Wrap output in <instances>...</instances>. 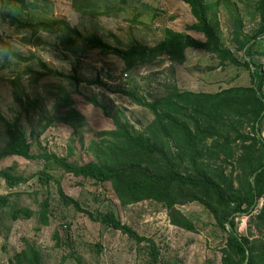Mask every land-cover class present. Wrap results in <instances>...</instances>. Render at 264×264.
<instances>
[{
    "label": "rangeland",
    "instance_id": "1",
    "mask_svg": "<svg viewBox=\"0 0 264 264\" xmlns=\"http://www.w3.org/2000/svg\"><path fill=\"white\" fill-rule=\"evenodd\" d=\"M25 1L29 3L27 9ZM73 1L0 0V5L31 22L65 19L84 34L97 33L106 42L122 48L138 42L153 46L163 39L167 28L183 31L194 22L189 7L178 0H94L98 6L122 8L117 13L96 17L78 12ZM206 1L210 5L211 22L224 46L235 48L233 34L238 18L242 20V35L252 36L259 28L261 18L255 9L258 0ZM0 34L13 51L29 58L28 61L13 60L7 69H0L1 112L10 119L20 116L33 153H54L76 165L93 160L89 146L102 138L101 131L115 128L112 116L136 131H142L152 120V113L123 91L135 92L153 101L172 86L215 92L233 85H250L249 72L245 68L222 67L218 58L202 50L188 49L183 64L160 57L125 71V63L115 55L93 50L85 57H78L65 51L56 34L33 32L1 20ZM254 51L255 59L264 68V38L257 41ZM32 56L41 58L66 77L44 74L46 69ZM28 67L32 71L26 73ZM14 79L20 82L23 95L38 98L44 113L53 118L65 112L64 99L70 95L75 107L85 116L86 124L75 133L68 123L55 120L42 134L33 137L26 114L20 112L14 101ZM95 80L105 85L88 83ZM88 97L101 105L92 104ZM261 134L264 136V126ZM5 141V137L0 136V146ZM9 166H14L15 172L26 181L11 189L0 177V195L10 194L11 200L9 206L0 208V264H13L14 255L24 248L27 240L40 249L42 264H145V254L138 251L134 240L92 217L108 210L115 211L141 235L153 238L166 262L221 264L225 234L198 203L178 206L194 221L195 231H188L171 224L167 209L161 204L147 200L123 205L110 183L104 186L92 180L82 183L80 178L47 160H28L20 156L0 160V167ZM61 191L75 199L80 209L66 203ZM45 200L49 203L48 225H42L39 220ZM17 206L31 208L35 213L31 218L14 220L12 211ZM237 221L239 232L249 234L250 217L243 215Z\"/></svg>",
    "mask_w": 264,
    "mask_h": 264
},
{
    "label": "trees",
    "instance_id": "2",
    "mask_svg": "<svg viewBox=\"0 0 264 264\" xmlns=\"http://www.w3.org/2000/svg\"><path fill=\"white\" fill-rule=\"evenodd\" d=\"M178 1L189 7L194 18L185 30L167 28L163 39L153 46L138 42L123 48L106 42L97 33L84 34L65 19L31 22L0 5L1 21L33 32L56 34L59 45L78 57L98 50L103 55L117 56L128 71L160 57L183 64L187 50L197 49L218 58L222 67L245 68L250 81V85H233L215 92H196L172 86L153 101H147L135 92L123 91L132 101L148 109L153 115L152 120L142 131H136L112 116L115 128L99 133L102 138L89 146L94 158L83 165H76L54 153H33L32 144L21 127L20 116L10 119L0 110V136L6 139L0 146V160L9 156L44 159L80 178L82 183L87 180L100 186L110 183L123 205L155 201L167 209L171 224L188 231H195L194 221L178 206L198 203L212 215L217 227L225 234L221 264H264V136L261 134L264 126V68L254 56L257 41L264 38V0L256 2L255 9L261 22L252 36L241 34L242 20L238 18L233 34L235 48L222 44L221 36L211 22L210 5L206 0ZM24 7H29L27 1ZM73 7L92 17L122 9L119 6H98L94 0H74ZM239 53L243 56L240 57ZM33 57L46 69L44 74L66 77L41 58ZM0 59V69H7L13 60L28 61L29 58L13 51L0 34ZM29 71L32 68L28 67L26 73ZM88 83L105 85L99 80ZM12 84L14 101L20 112L26 114L33 137L42 134L55 120L68 123L75 133L86 124L85 116L75 107L70 95L64 99L65 112L53 118L44 113L38 98L23 95L19 81L14 79ZM87 100L96 106L101 105L94 98L88 97ZM0 177L11 189L26 181L15 172L14 166L0 167ZM60 194L66 203L80 209L75 199L63 191ZM10 204V194L0 195V208ZM34 213L31 208L17 206L12 211V218H31ZM243 215L250 217L249 234L246 235L238 230L237 219ZM92 217L134 240L138 251L145 254V264H171L162 260L160 248L153 238L138 233L115 211L100 212ZM39 220L42 225L49 224L47 200L41 204ZM41 255L40 249L27 240L12 262L42 264Z\"/></svg>",
    "mask_w": 264,
    "mask_h": 264
},
{
    "label": "built area",
    "instance_id": "3",
    "mask_svg": "<svg viewBox=\"0 0 264 264\" xmlns=\"http://www.w3.org/2000/svg\"><path fill=\"white\" fill-rule=\"evenodd\" d=\"M126 75H127V73H126Z\"/></svg>",
    "mask_w": 264,
    "mask_h": 264
}]
</instances>
